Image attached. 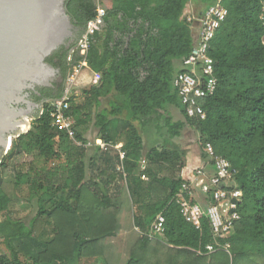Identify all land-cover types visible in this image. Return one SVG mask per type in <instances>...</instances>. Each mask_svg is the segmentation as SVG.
I'll return each mask as SVG.
<instances>
[{
  "label": "trees",
  "instance_id": "obj_1",
  "mask_svg": "<svg viewBox=\"0 0 264 264\" xmlns=\"http://www.w3.org/2000/svg\"><path fill=\"white\" fill-rule=\"evenodd\" d=\"M199 1V14L217 2ZM189 2L67 0L80 39L100 8L105 12L104 26L92 36L87 55L88 67L101 79L81 100L66 102L65 115L74 120L72 140L53 125L51 111L53 102L64 97L81 57L76 51L70 56L72 47H64L49 59L63 79L54 84L57 91L43 90L51 102L28 133L13 140L0 163V239L9 250L0 255V264H264V0H222L228 16L209 51L217 87L200 100L205 120L188 117L173 84L178 73L189 72L184 61L198 37L197 23L185 14ZM107 97L120 101L100 110ZM171 107L182 108L185 121H174ZM93 122L100 139L110 145L87 161L83 146ZM154 122L174 138L192 126L202 149L212 145L237 170L228 189L243 192L241 219L224 237L214 239L205 216L197 228L181 213L177 196L185 192L184 184L190 186L193 196H185L193 203L206 208L210 202V195L183 178L185 156L170 150L143 156L136 123L143 128ZM119 142L123 160L110 150ZM97 157L100 165L94 168ZM166 169L171 173L164 174ZM12 171L15 188L27 189V201L37 204L30 226L10 214L5 177ZM159 214L165 217V231L151 240L147 234ZM40 218L53 225V235L31 263H24L11 241L35 239L33 227ZM216 241L228 245V251L198 253Z\"/></svg>",
  "mask_w": 264,
  "mask_h": 264
},
{
  "label": "built area",
  "instance_id": "obj_2",
  "mask_svg": "<svg viewBox=\"0 0 264 264\" xmlns=\"http://www.w3.org/2000/svg\"><path fill=\"white\" fill-rule=\"evenodd\" d=\"M227 16V8L223 5L222 0H217L202 16L197 19H189L198 23V37L190 56L184 61V66L189 69V72L178 73L173 84L178 92L181 104L190 118L199 120H205L206 118V112L200 104V100L214 94L217 87L214 60L209 55V51L216 32ZM104 17L105 12L100 9L98 17L89 22L84 36L75 49L78 56L81 57V61L73 68L64 97L55 100L52 104L51 117L53 118V125L60 131L67 132L72 140H75L74 120L65 115L66 102L71 99L70 91L76 85L77 77L88 67L87 55L91 46V39L96 32L101 31L103 28ZM69 61H72V57ZM100 79V74L94 73L93 84L97 85ZM109 145L105 142L100 143L102 149H106ZM205 152L211 161H214L215 173L211 178L206 179L203 171L198 170L196 188H199L204 195H210L209 204L206 208H203L200 204L193 203L191 199H188L185 194L193 195L190 193L191 189L187 184L183 185L185 192L179 194L177 199L185 220L200 228L201 220L205 216L209 220L214 239L217 240L231 232L235 224L241 219L238 208L243 201V192L237 188L228 189L237 174V170L232 167L230 162L217 156L210 144L206 145ZM124 156L125 153H121L120 159L123 160ZM145 164L146 162L142 161L143 169ZM119 170H122L121 167ZM142 179L147 180V177L142 176ZM165 222V217L159 214L151 225L147 236L151 240L159 237L165 231ZM228 247V245L221 247L216 241L215 245L206 246V253L201 250L198 253L211 254L220 249L228 251Z\"/></svg>",
  "mask_w": 264,
  "mask_h": 264
},
{
  "label": "water",
  "instance_id": "obj_3",
  "mask_svg": "<svg viewBox=\"0 0 264 264\" xmlns=\"http://www.w3.org/2000/svg\"><path fill=\"white\" fill-rule=\"evenodd\" d=\"M75 30L67 0H0V163L43 114L28 91L52 87L59 71L47 59Z\"/></svg>",
  "mask_w": 264,
  "mask_h": 264
},
{
  "label": "crops",
  "instance_id": "obj_4",
  "mask_svg": "<svg viewBox=\"0 0 264 264\" xmlns=\"http://www.w3.org/2000/svg\"><path fill=\"white\" fill-rule=\"evenodd\" d=\"M103 2H111V0H102ZM199 0H190L189 4L187 5L185 14L188 16V19H195L199 18L203 15V13H198V6ZM199 14V16H198ZM195 16V17H194ZM94 73L89 67L85 68L81 74L77 77L76 85L80 89L79 96H83V92L85 90L90 89L93 84ZM120 98H113L107 97L101 100L100 110H108L110 106L114 102L119 103ZM183 107V106H182ZM184 109V108H183ZM182 108L171 107L169 109L171 116L173 117L174 121H185L183 110ZM136 127L141 135L142 138V154L143 156H147L153 150H170V151H177L180 152L185 156L186 165L182 169V176L185 180L192 183V185L196 188L197 173L198 170H202L206 179L211 178L214 173L215 169L211 162V159L205 152V149L200 147L199 143V134L195 128L192 126L186 125L181 135L177 138H174L170 135L167 128L163 126L162 123H149L143 128L140 127L139 123H136ZM87 144L83 147L87 150V158L86 160H90L92 156H96V152L100 154L103 150L100 147V143H104L100 139L99 136V129L95 125V122L91 123V126L87 132ZM80 144V143H79ZM123 144L121 142L112 145L113 150L115 153H123L121 151ZM207 155V158H206ZM96 165L94 168L100 165V159L96 158ZM90 163V162H89ZM119 169V168H118ZM98 172V171H96ZM171 171L165 170L164 174L168 175ZM199 192L201 190L196 188ZM202 193V192H201ZM196 196V194H194ZM200 195V194H199Z\"/></svg>",
  "mask_w": 264,
  "mask_h": 264
},
{
  "label": "rangeland",
  "instance_id": "obj_5",
  "mask_svg": "<svg viewBox=\"0 0 264 264\" xmlns=\"http://www.w3.org/2000/svg\"><path fill=\"white\" fill-rule=\"evenodd\" d=\"M100 1L101 3H103L102 0ZM81 90L82 89L75 85L70 91V97L73 96L77 100H81L82 98H78L77 96L79 95L78 91ZM25 159L27 158H24V160ZM17 170L19 171L20 168L18 167ZM14 177L15 173L13 171L10 174L8 173L5 177V191L12 199V203L10 205V214L13 219H23L26 224L30 226L37 214V204L36 202L27 201V189L19 191L15 188ZM33 233L35 239L23 238L11 241V244L14 246V248L19 251L20 258L24 263H31L36 257L37 253L43 249L42 244L44 240L51 238V236L53 235V225L51 223L49 224V220H47L46 218H40L34 224ZM3 254L9 255V250L7 246L3 243V241L0 239V255ZM100 263L101 261L99 262L96 260H84L80 264Z\"/></svg>",
  "mask_w": 264,
  "mask_h": 264
},
{
  "label": "flooded vegetation",
  "instance_id": "obj_6",
  "mask_svg": "<svg viewBox=\"0 0 264 264\" xmlns=\"http://www.w3.org/2000/svg\"><path fill=\"white\" fill-rule=\"evenodd\" d=\"M80 31H81L80 28L76 27V30H75L73 36L68 41H66V44L62 47V48H64V47L65 48L72 47L71 50L69 51L70 56L72 55V53L75 52V49H76V47H77V45L79 43V40H80ZM62 48H60V49H62ZM55 53L52 54V56H50L47 59V62L50 65H52V64L49 62V59H51L55 55ZM56 69L59 71V73L57 74V76L55 78V81L52 84V87H50V88H42V87H38L37 86L34 89L28 91V99L31 102L35 103L38 106L37 108L34 109V114L35 115H38L43 110V108L45 109V105L47 104V102L50 101V99L47 96L48 93L47 92H44L43 90L44 89H51V90L57 91V87H55L54 84L57 81H59L61 79V77L63 79V73H61V70L59 68H56Z\"/></svg>",
  "mask_w": 264,
  "mask_h": 264
},
{
  "label": "bare ground",
  "instance_id": "obj_7",
  "mask_svg": "<svg viewBox=\"0 0 264 264\" xmlns=\"http://www.w3.org/2000/svg\"><path fill=\"white\" fill-rule=\"evenodd\" d=\"M101 9V8H100Z\"/></svg>",
  "mask_w": 264,
  "mask_h": 264
}]
</instances>
